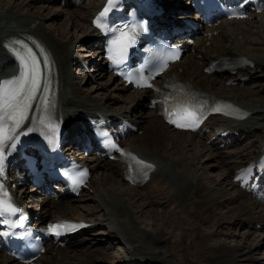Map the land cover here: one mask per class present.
<instances>
[{
	"label": "bare ground",
	"instance_id": "obj_1",
	"mask_svg": "<svg viewBox=\"0 0 264 264\" xmlns=\"http://www.w3.org/2000/svg\"><path fill=\"white\" fill-rule=\"evenodd\" d=\"M28 1H32L37 8L45 4H63L67 9L75 8L67 13L75 21V27L81 28L82 34L90 38L86 43L95 50L96 57L89 62L97 64L99 77L104 76L105 79L108 74L107 63L96 22L109 0H89L84 8L79 7L78 3L82 4L85 0ZM161 2L168 9H172L174 5L189 8L187 0ZM1 10L8 21L0 20V89L5 81L19 76L18 65L4 47V44H11L13 39H21L30 44L46 65L44 93L34 105L24 129L49 117L59 122L65 131L77 130L81 134V131L85 132L89 127L86 117L103 116L114 127L119 126L121 119H126L137 131L126 138L124 145L156 167L149 181L142 187L135 188L121 178L122 170L116 163L91 158L92 192L77 199L54 203L50 201L41 211L44 217L58 215L84 220L95 226V230L91 226L85 234L72 238L65 249L58 248L45 255L43 264H110L106 261V256L103 257L105 249L96 250L92 247L94 243L89 239L91 236L107 237L105 243L109 247L117 243L123 244L117 264L257 262L252 253L260 245L255 240L254 243L248 241L250 236L259 237L264 234V200L253 195L249 187L241 188L233 180L237 169L264 152V97L261 95L264 94V86L257 91H244L240 87L225 85L234 76L223 82L208 79L197 67L196 56L201 55L206 62L211 56L233 55L240 49L253 56L254 64L253 67L244 66L242 72L249 74L254 68L264 69V53L253 52V49L240 43L254 32L253 29L261 30L264 21H261L263 24L251 22L249 26L253 29L249 32L248 27L243 29L229 26L238 23L216 22L204 31L205 34H211L214 40L213 46L207 48L209 53L202 51V46H205L202 41L195 48V54L173 66V72L181 81L204 89L211 95L226 98L247 114L250 113L243 120L212 119L206 124L208 131L199 135L173 131L162 122L156 111L148 109V92L129 94V89L122 84L114 85L115 78L111 76L106 84L109 88L113 86L111 90L114 95L110 94L113 97H102L93 102L84 99L82 89H79L71 75L74 60L78 59L77 62L84 70L86 61L83 57L76 58L74 47L67 43V37L64 36L61 43L52 33L42 29L41 16L32 17L30 12L13 11V6L2 5V0L0 13ZM174 12L178 13L177 8ZM254 16L256 18L260 15ZM185 48L189 53L190 47ZM88 79H96L95 74H89ZM256 112V117L252 119ZM216 129L222 130L220 133L226 130L229 132L225 142L230 139V146L220 148L223 144L221 136L213 140L217 136ZM140 131H144V134L140 135ZM233 145L239 148L232 152L230 148ZM212 164L218 165L215 168H223V173L216 179L208 175L207 170L214 167ZM159 169L171 174L177 180L176 183L181 184L185 193L183 197L176 196L178 193L174 195V187L168 180L161 179ZM116 185L124 189L116 190ZM23 196L26 200L29 198L26 192ZM164 211H167L166 215ZM144 212H148L147 220L151 222L148 228L143 226L145 221L141 220ZM205 226H208L207 231L203 229ZM239 229H245L246 234H234ZM220 236L235 242L241 236L245 243L226 245L218 242ZM96 242L104 243V240ZM81 248L83 249L80 250ZM0 264L17 262L0 252Z\"/></svg>",
	"mask_w": 264,
	"mask_h": 264
},
{
	"label": "rangeland",
	"instance_id": "obj_2",
	"mask_svg": "<svg viewBox=\"0 0 264 264\" xmlns=\"http://www.w3.org/2000/svg\"><path fill=\"white\" fill-rule=\"evenodd\" d=\"M32 3H33L32 1H28V0H17V1L16 0H2V5H8L9 4V5L13 6V11L20 10V11H23V13L30 12L32 17H40L41 16V19H43L41 22L42 29L52 33V35L54 36V38L56 40L61 42V40L63 39L64 36L67 37V43L70 44V46L72 45V47H74V50H75L74 55H76V58L83 57L84 60L86 61L85 62L86 63V70H84L82 65H80L77 62L78 59L75 58L76 61L75 60L73 61L74 64L72 66L73 71H72V75H71V78L74 79L78 83V86L80 87V88L79 87L78 88L82 89V94H83L82 97L84 99L90 100L93 102L94 100L97 101L98 99H100L102 97H106L107 99L113 97V96H111L112 94L114 95V93H112L113 86H112V88H109L106 84V81L110 78L109 75L107 74L105 79H103L104 76L99 77L100 73H97V67H96L97 64H93V63L89 62V60H91V58L94 59L96 57L95 50L92 47H90V45H87L88 43H86V41L89 40L90 38L87 37V35L85 36L82 34L83 31L81 28L78 29L75 27V25H74L75 21H73L71 19L70 13H67L71 9H73V11H74L75 8L70 7L67 9V8H64L63 5H60V4H45V6H43V7L40 6L37 8V7H34ZM88 3H89V0H85V2L82 3L79 7L84 8V7H86V4H88ZM60 10H64V11L60 12ZM0 20L8 21L2 10L0 13ZM262 21H264V17L262 18ZM261 24H263V22ZM239 27H241L243 29L245 27L246 28L248 27L249 28L248 32L251 29H253V27L249 26V25H247V26L239 25ZM253 31L254 32L251 35H249V37L245 38L246 40L244 39L242 46H244L246 48H251V49H253V52L258 51L257 53L261 52L260 54H262V53H264L263 52L264 51V25H263V28L261 30L253 29ZM79 37H81V39ZM71 43H73V44H71ZM251 57H253V56H251ZM89 74L91 76L95 74L96 79H94L93 81L89 80L88 79ZM256 76L257 77L255 79H253V81L250 82V84L248 86H245L242 88L244 91H246V90L257 91L261 87L264 86V69L261 68V72L257 73ZM114 85H117V83L115 82ZM261 95L264 97V94H261ZM257 113L258 112H256V114L252 117V119L256 117ZM250 121H251V119L248 122H250ZM237 149H238V146H235V148L230 149V151L233 152ZM212 166H214V167H210L211 170H207L208 175H210L213 179H216L218 177V175H221V173H223V168L220 166H219L220 168H215L218 165H214V164H212ZM158 173H160V176L162 175L161 179H165L166 181L168 180L169 184H171L174 187V190H175L174 195H176L177 193L178 194L176 196H178V197H183L185 195L184 191H182L184 189L181 187V184L179 182L176 183L177 180L171 174H169L168 172L165 173L164 171H161L160 169H159ZM174 179H175V182H173ZM114 188L116 190L117 189L118 190L124 189V187H121L118 185L114 186ZM95 203H94V206H96ZM169 209H170V207H169ZM164 214L166 215L167 211H164ZM147 216H148V212H146V213L144 212L142 214L141 220L145 221L143 226L148 228V226L151 225L150 224L151 222L149 220H147V218H148ZM147 222H149V223H147ZM203 229L207 231L208 226H205ZM234 234H236V235L246 234V232H245V229H243V230L239 229ZM258 234L259 233H256V235H258ZM240 237L237 239V242H235L233 240L230 241V239H227L226 237L220 236L218 238V242L226 243V245H235L237 243L243 245L245 243V240L240 238ZM89 239L91 242L94 243V245L92 247H94L96 250L97 249H102V250L105 249L103 251V253H104L103 257L106 256L105 258H106V261H108V263L117 264L119 262V260L117 261V258L119 256V254H121L123 251L122 250L123 244L117 243L114 246L109 247L107 245V243H105L107 237L102 238L99 236L98 237L91 236ZM96 240H101V241L104 240V243L103 242L97 243ZM254 240L256 241V244L260 245V248L255 249L254 252L252 253L253 258L255 260H257V262L256 263L255 262H243V264H264V234H262L259 237L250 236L248 243H254ZM106 247H109V248L107 249ZM83 248H81L80 250H82ZM111 254H113L114 256L112 257Z\"/></svg>",
	"mask_w": 264,
	"mask_h": 264
},
{
	"label": "snow or ice",
	"instance_id": "obj_3",
	"mask_svg": "<svg viewBox=\"0 0 264 264\" xmlns=\"http://www.w3.org/2000/svg\"><path fill=\"white\" fill-rule=\"evenodd\" d=\"M22 47H26V46H22ZM30 51L31 50L29 49V52ZM21 59H23V57ZM115 62L119 63L120 60L116 59ZM24 75L25 74L22 73V77ZM17 82L19 83L18 88H16L11 93V95L8 97V99H6L4 101V105H6L8 108L13 109V113L12 114L5 113V114L0 115V144L3 143V133H4V130H5L3 122L5 120V115H7V120L8 121H12L13 122V125H18V121L16 120L15 113L17 111L21 110V105L23 104L24 100H27V99L30 98V94H31L32 91H34L35 86H36L35 76H33V78H32L33 87L30 88L27 93L25 92V83H26V81L24 79L18 78V81H8L6 83L11 85V84H15ZM24 107H27V105H24ZM2 110H3V105H0V111H2ZM20 117L23 118L22 111H20ZM192 119H193V122H195L196 118H195L194 115H193ZM170 122L171 123H176V121H174V120H170ZM185 126L186 125H184V124L177 123V127H185ZM8 139L10 140V139H12V137L9 136ZM113 147H115V145H113ZM0 163H2V161H0ZM138 163L143 164L142 161H138ZM144 167L150 168L151 165H144ZM250 171H251V169L248 170V172H250ZM0 172H2V167H0ZM82 175H86V173H82ZM245 175H247V173H245ZM8 210L15 211V209L11 208L10 205L6 204L4 201H0V212L8 211ZM55 227L56 226H53V229H55ZM71 227H77V226L73 225ZM57 235H59V233H57Z\"/></svg>",
	"mask_w": 264,
	"mask_h": 264
}]
</instances>
